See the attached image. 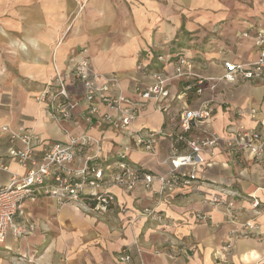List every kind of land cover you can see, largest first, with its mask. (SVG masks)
<instances>
[{"label": "crops", "instance_id": "obj_1", "mask_svg": "<svg viewBox=\"0 0 264 264\" xmlns=\"http://www.w3.org/2000/svg\"><path fill=\"white\" fill-rule=\"evenodd\" d=\"M126 1L0 0V127L32 128L41 139L36 155L45 144L65 141L64 130L100 138L107 159L131 140L102 120L109 108L103 103L94 104L98 108L94 121L86 123L84 112L89 105L80 86H68L79 100L68 119L53 120L37 101L45 80L67 67L71 53L82 52L97 72L115 74L118 84L111 95L121 91L132 102L138 99V89L152 83L148 65L165 47L188 56L196 74L212 77L223 73L224 59L256 58L251 38L241 34H253L251 27L264 22V0H177L179 5L167 8L158 0ZM176 54L158 61L164 72L171 73ZM185 81L168 82L172 95L164 102L168 113L153 102H144L131 127L170 130L185 106L175 98ZM207 101L212 107L210 127L218 133L239 124L252 126V120L237 111L264 109V84L240 78L234 83L220 80L213 90L200 94L192 90L184 98L191 108ZM10 145L8 134L0 135V156L12 171L17 165L7 154ZM168 146V138L161 137L155 156L134 150L129 161L164 172ZM200 156L197 179L167 197H157V183L133 191L112 187L123 210L118 205L106 212L60 205L48 196L25 201L24 213L17 220H30L33 230L15 241L10 234L6 236L0 244V264H117L118 254L126 250L131 264H215L221 260L264 264V212L254 214L248 201L250 194L264 196V154L259 160L244 153L236 157L221 145L213 155ZM9 176V171L0 170V186ZM225 201L233 203L230 214ZM151 206L156 210L153 217L140 214ZM196 213L207 215L208 221H198ZM248 221L250 227L244 229ZM227 242L230 250L223 248Z\"/></svg>", "mask_w": 264, "mask_h": 264}, {"label": "built area", "instance_id": "obj_2", "mask_svg": "<svg viewBox=\"0 0 264 264\" xmlns=\"http://www.w3.org/2000/svg\"><path fill=\"white\" fill-rule=\"evenodd\" d=\"M252 28L253 34L245 31L241 35L251 38L256 50L255 59H224L223 73L212 77L196 74L190 58L179 52L173 60L171 73L164 72V66L149 71L153 81L147 87L138 89L135 102L128 100L121 91L116 96L111 95L112 88L118 84L115 74L97 72L82 52L72 53L67 67L56 70L45 80L42 90L36 96L37 101L46 107L43 109L53 120L59 122L68 119L79 104V100L69 92L68 86H80L82 98L89 105L84 112L86 123L92 125L94 121L98 109L94 104L103 103L109 108L101 115L102 120L131 140L122 145L113 158L107 159L103 155L100 138L87 133L69 134L68 130H64L67 136L65 141L45 144L41 154L36 155L35 148L41 144V139L32 128L12 129L3 124L0 135L8 134L11 145L7 154L14 158L17 167L10 171L0 156V170L10 172L8 182L0 186V244L9 234L15 241L33 230L30 220H17V216L24 213L25 200L34 202L42 196H48L55 198L60 205L73 204L98 212H106L118 205L123 210L112 187L133 191L140 185L150 189L153 183H157L156 195L159 199L178 193L197 179L202 163L200 155H213L221 145L236 157L244 153L254 160L261 159L264 154V109L239 108L237 114L247 115L253 125L230 126L221 134L210 127L212 107L208 101L197 108L188 107L184 103L188 92L194 90L200 94L204 89L213 90L220 80L234 83L240 78L264 84V22ZM157 59L160 62L166 61L160 54ZM175 78H184L186 81L175 94L176 100L185 106L179 112L174 126L168 131L132 128L139 116L140 105L144 102H153L162 112H169L164 102L170 94L168 82ZM161 137L169 140L168 152L162 161L166 167L164 172H152L129 161L130 152L134 150L155 156ZM15 142H20L21 146H15ZM213 199L219 202L217 198ZM248 201L254 214L264 212V196L250 194ZM224 204L230 214L233 203L225 201ZM155 211V207L151 206L142 209L140 214L153 217ZM196 218L200 222L208 221V216L203 213H196ZM250 224V221L246 222L244 229L250 227ZM223 248L230 250L231 243L227 242ZM117 264H131L129 250L118 254ZM215 264L232 263L221 260Z\"/></svg>", "mask_w": 264, "mask_h": 264}, {"label": "rangeland", "instance_id": "obj_3", "mask_svg": "<svg viewBox=\"0 0 264 264\" xmlns=\"http://www.w3.org/2000/svg\"><path fill=\"white\" fill-rule=\"evenodd\" d=\"M120 1H121V0H120ZM128 1H129V0L126 1V4L128 3ZM135 1L138 2L139 0H134V2H135ZM158 1L162 4V7H165V8H167L168 6L172 5V3H173V5H174V4L179 5L178 2H177V0H158ZM129 2L132 3V1H129ZM139 2H140V1H139ZM144 2H146V1L144 0L143 3H144ZM117 3H118V2H117ZM115 7H116V9L118 8V6H115ZM127 8L130 9V6H127ZM173 8H174V7H173ZM175 9H176V8H175ZM175 9H174V10H175ZM176 10H177V9H176ZM178 10H179L178 12L181 13V11H182L181 6L178 7ZM165 48H166V49H163V50H162V51H163V52H162L163 57H165L166 59H169L170 57H174V56H175V54H176L175 51H170V50L167 49V47H165ZM182 50H183V49H182ZM71 54H72V53H71ZM167 54H169V55L166 56ZM70 56H71V55H70ZM70 56H69V57H70ZM69 57H68V59H69ZM154 65H157V64L155 63ZM171 96H172V95H170L169 98H172ZM165 103H166V102H165ZM25 201H27V200H25ZM25 201H24V202H25ZM24 202H23V204H24Z\"/></svg>", "mask_w": 264, "mask_h": 264}, {"label": "trees", "instance_id": "obj_4", "mask_svg": "<svg viewBox=\"0 0 264 264\" xmlns=\"http://www.w3.org/2000/svg\"><path fill=\"white\" fill-rule=\"evenodd\" d=\"M157 55H159V54H157ZM160 55H163V54L161 53ZM151 63L152 64L148 65L149 69H151V70H159V69H161V65L158 64V60L156 59V56H155L154 59H152ZM155 63L158 64V65H154Z\"/></svg>", "mask_w": 264, "mask_h": 264}]
</instances>
